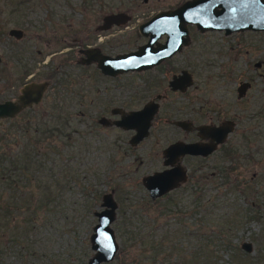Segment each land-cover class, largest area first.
I'll list each match as a JSON object with an SVG mask.
<instances>
[{"label": "rangeland", "instance_id": "1", "mask_svg": "<svg viewBox=\"0 0 264 264\" xmlns=\"http://www.w3.org/2000/svg\"><path fill=\"white\" fill-rule=\"evenodd\" d=\"M182 1L0 0V101L14 99L28 76L49 80L41 100L31 106L33 112L47 110L54 102L60 116L67 113L71 129L80 130L67 152L77 153L70 162L74 171L68 170L63 179L56 169L50 174L38 170V182L31 181L34 198L39 182L50 184L49 211L43 215L38 210L30 227L22 230L25 236L16 241L11 240V230L0 226V264H85L92 253V212L100 209V195L109 189L117 204L111 226L119 246L114 259L101 264H264V30L225 34L217 29L200 32L187 24L190 40L175 57L193 82L182 97L169 99L193 107L211 102L226 110L225 116L236 120L225 141L231 153L220 150L201 160L185 158L188 168L199 164L193 176L195 191L188 181L154 201L140 179L163 166L160 150L172 137H162L167 129L161 118L164 107L152 123L153 133L133 146L127 143L132 130L102 126L96 119L117 117L109 113L113 106L137 108L166 85L147 87L150 74L145 70L109 76L74 60L98 34L105 36L108 54L135 49L144 41L137 26ZM116 11L128 13L129 19L105 32L94 30L102 15ZM13 27L22 31L20 38L8 35ZM240 81L249 86L237 97ZM158 130L163 134L154 137L160 140L156 143L152 137ZM25 217L26 212L17 215V222ZM140 236L147 241L138 242ZM161 237V248L150 259L154 252L148 244ZM242 241L251 244L249 251L240 248Z\"/></svg>", "mask_w": 264, "mask_h": 264}, {"label": "water", "instance_id": "2", "mask_svg": "<svg viewBox=\"0 0 264 264\" xmlns=\"http://www.w3.org/2000/svg\"><path fill=\"white\" fill-rule=\"evenodd\" d=\"M129 17L124 11L106 13L102 15L97 29H106L112 24L121 25ZM187 24H193L199 31L217 29L223 30L225 34L244 29L264 30V0H184L175 7L160 10L141 22L137 26L138 31L147 38L135 49L116 53L113 56L100 53L96 48L85 49L81 62L94 61L99 71L109 76L127 71H142L171 56L188 43ZM7 33L14 38H20L22 35V31L14 27L9 28ZM162 35L164 41L157 43V38ZM191 81V75L186 70H182L171 77L169 85L171 89L183 90ZM48 85V80L26 81L19 87L14 99L1 100L0 124L4 118H13L23 109L36 105ZM248 86V82L240 81L236 86V96H242ZM156 109L157 103L152 100L145 101L136 109L124 110L119 106H113L109 109V113L117 117L100 115L96 121L102 126L113 125L124 130H132L127 143L133 146L147 135L150 120ZM232 123L230 120H225L218 125L197 126V135L208 136L209 143L177 141L168 145L163 150V155L167 157L163 163L171 166L143 175L140 179L148 197L151 200L160 197L185 180L184 169L178 164L173 165L176 156L184 153L204 156L210 153L232 130ZM112 192V189L103 192L100 195V209L92 212L96 217V222L91 226L88 235L92 253L87 257L85 264L109 262L114 259L118 251L119 245L111 226L117 207ZM109 244L112 245L111 248L107 247ZM240 248L249 251L251 244L242 241Z\"/></svg>", "mask_w": 264, "mask_h": 264}, {"label": "trees", "instance_id": "3", "mask_svg": "<svg viewBox=\"0 0 264 264\" xmlns=\"http://www.w3.org/2000/svg\"><path fill=\"white\" fill-rule=\"evenodd\" d=\"M58 110L54 102L47 110L43 108L40 112H33V109L28 107L8 119L4 127H0V219L2 222L0 226L2 230H11L12 241L18 240L19 235L25 236L21 234L22 230L30 227L33 215L37 214L38 210L45 215L52 205L53 198L48 189L50 184L38 186L39 182L36 185L39 187L38 195L33 197L35 193L31 190V181L38 182L36 171L47 170L50 174L51 170L56 169L54 173L62 176L63 179L68 170L74 171L70 162L76 159L77 153L71 155L67 152L74 148L80 130L71 129L67 113L60 116ZM24 111L30 113L21 117ZM34 116L39 118L36 119ZM73 132L76 137L73 136ZM58 187L62 189L63 184L60 183ZM24 212L28 217L23 218L21 223L17 222L19 221L17 215ZM134 235L130 234V237L134 238ZM136 240L146 242L147 238L140 236L136 237ZM2 242L7 243V240ZM162 242L163 237L148 244L152 246L154 252L152 254L154 256L151 255L150 259L156 256ZM202 250L208 252L207 249ZM259 260L263 262V258Z\"/></svg>", "mask_w": 264, "mask_h": 264}, {"label": "flooded vegetation", "instance_id": "4", "mask_svg": "<svg viewBox=\"0 0 264 264\" xmlns=\"http://www.w3.org/2000/svg\"><path fill=\"white\" fill-rule=\"evenodd\" d=\"M100 22H101V20H100ZM100 22L94 26L95 31L105 32L106 30L112 29L115 26H117L115 24H112L106 29H97V26L100 24ZM191 25H193V24H191ZM187 27L188 26L186 25V28ZM137 31H138V28H137ZM187 31H188V29H187ZM200 32H202V31H200ZM138 33H139V31H138ZM96 34H98V33H96ZM141 36L144 38L143 42H145L147 37H145L143 35H141ZM188 36H189V33H188ZM104 38H105V36L103 34H102V36H101V34H98V38H97L96 42L88 43L84 46V48H81L79 51L80 54L77 57H75V59H74L75 62L81 63L83 66L93 65V68L94 69L96 68V70L99 71V69L97 68L96 63L94 61H90L88 63H82L81 58L84 56L83 51L85 49H92V48H94V49L96 48L100 53L107 54L110 56H113L114 54H116V53L108 54L107 52L104 51V48H103V43L105 40ZM163 41H164V35L157 38V40H156L157 43H162ZM143 42L136 44L135 47L142 44ZM153 45H155V43ZM180 50L174 52L169 57L161 59L154 66L147 68V69H144L145 71L149 72V74H150L145 79V84L147 87H151V86H155V85L157 86V85L163 84V83H164V85H166V89L163 88V92H161V93L156 92L150 98H148L146 100V101L152 100L155 103H157V109H156L155 113L153 114V116L150 120L147 135L148 134L151 135L153 133V132L152 133L150 132L152 123L156 117L159 120V118H158L159 112L161 111L160 109H162L163 107H164V113L161 115V118H162L164 124L167 126V129H166V132L164 133V135L162 137L164 138V137L168 136V134L172 135V137L169 136V141L160 150L161 163L163 165L161 169H165V168L171 166L170 164H164L163 163V161L167 158L166 156L163 155V150L168 145H170L171 143L177 142V141L178 142H184V143H194V142L209 143L210 142V139L208 138V136L199 137L197 135V126H199V125H218L219 123H221L222 121H225V120H230L233 122L232 123V130L226 134L224 140L221 143L217 144L215 149L213 151H211L210 153H208L204 156L199 155V154L184 153L182 155H178L175 157V159L173 161V165L178 164L184 169L185 180L180 182L174 188H177V187L181 186L182 184H185L186 182L191 181L189 184L192 185L191 188L195 191V187H196L197 183H196V178H194L195 177L194 175H195V171L197 170V168H199V164L196 163L193 167L188 168L186 166V163L183 162L184 159L189 158V159L201 160V159H205V158L215 154L216 152H218L220 150H221V154L222 153H224V154L231 153V148H229V149L227 148L228 146L225 144V141L227 140L229 134L235 128V121L236 120L234 117H230V116L226 117L225 116L226 110L222 111L218 107L217 104L214 105L211 102L201 103L197 107H193V105H190V104L189 105L182 104V103L179 104L178 100H177L178 98L173 99V100L169 99V96H171V97H176V96L180 97L181 96L182 97L183 96L182 94L186 93L188 86H190L193 82V81H191V83L189 85H187L185 87V89H183V90H180L178 88H176V89L170 88L169 81L171 80V77L173 75L179 74L182 70H186L190 74V72L187 69L181 67V65H180L181 59L176 58V57H180V56H176V53L177 52L180 53ZM118 53H120V52H118ZM135 72H139V71H135ZM142 72H143V70H142ZM102 75H105V74H102ZM163 78H165V79H163ZM191 79H192V77H191ZM31 80L32 81H39V80L30 79V76H28V78L24 82L31 81ZM43 80H46V79H43ZM163 80H164V82H163ZM49 84H50V81H49ZM46 89H45V91H46ZM235 90H236V88H235ZM45 91H44V93H45ZM244 93H245V91H244ZM236 94H237V92H236ZM7 99H9V98H7ZM203 102H205V101H203ZM139 107H137V108H139ZM134 109H136V108H134ZM213 115L217 118L216 120H214V118H212ZM109 118H111V117H109ZM179 122H182L183 124H178ZM160 133H162V132L160 130H158V132L153 137L152 136L151 137L152 138H154V137L158 138ZM157 138H154V140H156V143L158 141L160 142V140H158ZM166 140H168V139H166ZM226 149H228V150H226ZM174 188L167 191L166 193H164L162 195V197L164 195L170 193L172 190H174ZM158 198L159 197H157L153 200H151V199L150 200L154 201Z\"/></svg>", "mask_w": 264, "mask_h": 264}, {"label": "snow or ice", "instance_id": "5", "mask_svg": "<svg viewBox=\"0 0 264 264\" xmlns=\"http://www.w3.org/2000/svg\"><path fill=\"white\" fill-rule=\"evenodd\" d=\"M107 247L111 248V247H112V245H111V244H109Z\"/></svg>", "mask_w": 264, "mask_h": 264}]
</instances>
